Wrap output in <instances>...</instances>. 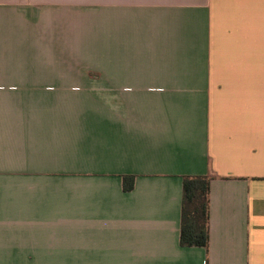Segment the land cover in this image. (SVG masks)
<instances>
[{
    "label": "crops",
    "instance_id": "crops-1",
    "mask_svg": "<svg viewBox=\"0 0 264 264\" xmlns=\"http://www.w3.org/2000/svg\"><path fill=\"white\" fill-rule=\"evenodd\" d=\"M0 264H264V0H0Z\"/></svg>",
    "mask_w": 264,
    "mask_h": 264
},
{
    "label": "trees",
    "instance_id": "trees-1",
    "mask_svg": "<svg viewBox=\"0 0 264 264\" xmlns=\"http://www.w3.org/2000/svg\"><path fill=\"white\" fill-rule=\"evenodd\" d=\"M211 177H186L183 184L181 245L207 247L209 242V192ZM134 188V179H125V191Z\"/></svg>",
    "mask_w": 264,
    "mask_h": 264
}]
</instances>
